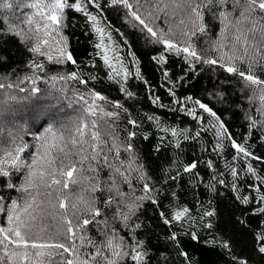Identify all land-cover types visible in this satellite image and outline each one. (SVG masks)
I'll return each instance as SVG.
<instances>
[{
    "label": "snow or ice",
    "instance_id": "obj_1",
    "mask_svg": "<svg viewBox=\"0 0 264 264\" xmlns=\"http://www.w3.org/2000/svg\"><path fill=\"white\" fill-rule=\"evenodd\" d=\"M106 7L118 12L123 10L121 18L124 24L138 32L137 38H142L146 45L162 46L152 60L162 70V77L172 84L166 90L173 97L172 104L177 107L171 110L190 116L199 125L194 134H190L187 129L165 127L159 117L149 115L147 119L165 133L159 137L161 142L171 137L167 145L179 149L181 138L197 139L203 132L211 130L214 136L209 145L212 153L220 155L226 147L225 141H228L235 150L233 160L262 159L249 150L250 146L246 147L248 137L243 144L236 141L222 116L209 102L191 95L177 96L176 81L169 79V71L164 65L168 63V56L174 54L182 57L187 65L186 72L198 75L196 66L201 65L240 77L249 90L246 99L256 113H246L249 133L259 127L261 136L258 139L264 143V78L254 71L258 65L264 66V0H104L103 4L100 0H0V14L13 13L11 17L0 15V35L15 37L31 54L26 64L28 74L14 80L0 77V136L6 132L9 141L7 147L0 148V180L10 181L13 172H24L19 185L7 182L6 187L27 194L22 204L12 199L10 204L0 207V211L6 210L7 213V227H0V247L3 249L0 264H45L38 258H51L56 254L51 250H62L58 253L63 257L59 264H128L129 261L131 264H147L148 251L144 241L138 238L143 225L137 213L145 203L161 208L159 189L132 143L137 132L128 130L126 140H121L113 131L107 133L110 142L103 139L98 130L99 121L103 120L108 128L114 129L115 121L120 119V111L117 110L126 109L89 87V79L95 80L96 77L85 76L79 70L77 60L68 49L67 37L63 35L66 10L80 13L97 36L93 47L98 51L93 55L99 56L103 62L107 79L117 83L127 97L134 95L128 90L130 79L143 82L152 92V85L141 73L128 35L110 23H102ZM209 12L218 22L219 29L216 38H210L208 48L204 49L197 45L196 38L208 35L205 17ZM169 13L173 20L179 13L180 19L165 30L156 22L161 19V14L165 19L169 18ZM113 32L118 33L123 46L128 47V54L132 57L130 64H126L119 55L122 45L113 38ZM0 60H10V56L0 51ZM45 61L52 65L72 64L78 70L50 74ZM184 80V75L179 77L180 82ZM41 82L48 88L41 89ZM45 92L49 96L53 92L58 93L57 99L66 100L67 107L79 115L70 134L65 135L66 126L52 112L43 134L35 135L38 142L36 151L31 153L28 161L22 158V153L28 150L29 145L8 125L19 110L15 105L41 98ZM149 98L153 104L165 107L159 96ZM213 99L223 101L224 94L210 93L209 100ZM106 104L116 110H109ZM204 114L211 119L206 120ZM127 124L133 129L139 127L132 118L127 120ZM144 139H148L147 134ZM159 150L157 147L156 151ZM121 152L127 154L126 158L121 156ZM200 163V158L190 161L175 175L166 174L165 181H176L184 173L189 174L193 183L203 181L198 172ZM207 167L212 174L205 186L212 196L218 200L225 194L222 189L232 193L229 197L232 205L230 215L222 216L215 206L208 208L203 204L198 205L195 214L191 208L180 204L168 211L160 210L159 222L168 229L165 234L167 241L174 247L176 255L183 258L180 264H193L188 249L199 245L220 249L228 257L227 264H258L253 260L254 256L264 260V188L250 185L255 195H242L235 182L240 178L236 166L226 164L232 182L222 178L225 173L219 171L211 159L207 161ZM243 170L264 184V177H258L250 163ZM104 172L106 177L101 175ZM85 183L87 187H83ZM74 186L80 189L78 193L73 192ZM41 195L46 198L53 218L67 226L65 239L69 244L32 239L31 229L37 210L45 211L42 208L45 201L37 200ZM172 195L175 197V193ZM104 209L112 210L111 218ZM97 217L103 219L98 220ZM252 217L258 218L255 224ZM91 224H96L102 240L96 241L84 235ZM120 228L126 231L121 234ZM237 235L245 240L239 251ZM77 238L81 241L79 246L75 243ZM84 247L90 251L82 252ZM29 249L36 251L33 253Z\"/></svg>",
    "mask_w": 264,
    "mask_h": 264
},
{
    "label": "trees",
    "instance_id": "obj_2",
    "mask_svg": "<svg viewBox=\"0 0 264 264\" xmlns=\"http://www.w3.org/2000/svg\"><path fill=\"white\" fill-rule=\"evenodd\" d=\"M103 4L104 0H100ZM143 2V0H142ZM154 2V0H153ZM18 12V10H17ZM123 10L119 12L113 8L106 7L104 9V15L101 18L102 23H110L114 28H119L124 31L129 38V42L133 53L139 61L140 70L144 78L152 85V92H149L143 82L135 79L128 81V90L133 92L132 97H127L121 92L117 83L107 79V70L103 62L99 59V56H94L98 50L93 47V43L97 41V36L92 32L90 26L85 23V17L80 13H77L71 9L66 10L65 27L63 28V35L67 37V44L69 51L72 52L74 59L77 60L80 68L79 70L88 77L95 76L96 79H89V87L96 91H99L102 95L107 97L108 101L119 102L126 110L120 111V119L115 121L114 129L108 128L103 120L99 121V131L103 139L110 142V137L107 135L109 132L119 136L121 140H126L128 130H132L138 133L133 139L132 143L135 147L137 155L143 162L148 174L152 177V182L156 184L159 189L158 199L161 203V208L157 209L155 205L145 203L144 206L137 213L140 222L143 227L139 230L138 238L144 241V246L148 251L147 264H180L182 257L176 255V251L172 244L166 239V229L159 222V211H168L176 204L184 205L193 210V214L196 213L197 207L203 204L204 207L211 208L215 206L222 216L227 217L230 215L231 203L229 197L232 193L228 190H223L224 195L219 197L218 200L212 196L208 191L205 184L212 174V170L207 167V161L211 159L217 169L225 173L224 178L228 182H232L231 177L226 164L236 166L240 171V178L235 182L238 185L242 195H255V192L249 187L250 185H256L264 188V184H260L256 178L250 177L243 170L247 163H250L255 168L258 177H264V143L258 139L261 136V129L259 127L252 129L249 133L248 120L246 119V113L249 115H256L254 108L249 105L246 99L249 90L244 87V83L238 76H229L221 69H212L208 66L197 65L199 74L195 72H186L187 65L182 57H178L174 54L168 56V63L164 65L169 71V79L176 81L177 96L183 98L185 96H193L194 98L202 99L209 102L211 106L222 116V119L226 122L230 132L234 135L238 143L243 144L245 137L247 139V146L249 150L261 157L259 160L251 159H238L233 160L235 150L230 147V143L225 141L226 147L220 155L212 153L210 151V142L214 141V136L211 130L205 131L197 139L183 140L181 138V146L179 149L173 148L167 145V140L171 137H167L165 141L161 142L159 137L165 135L160 132L157 126L147 119V116L153 115L159 117L161 125L165 127H176L178 129H187L190 134L199 128V125L190 117L186 116L182 112L172 111L177 105L172 104L173 97L170 96L166 90L167 87H172V84L168 83L162 77V70L152 60V56L158 54L162 46L145 44L143 39L139 37L138 32H133L122 20ZM0 15L13 16L12 12L2 13ZM165 19L161 14V19L156 23L159 27L167 30L170 25L178 23L180 19L179 13L176 15V19ZM205 22L208 24V35L199 36L196 38V43L200 48H208L209 39H215L216 33L219 29L218 22L213 19L212 14L209 12L206 14ZM113 38L117 43L122 45V51L119 55L124 58L126 64H130L132 57L128 54V47L123 46L122 41L118 33L113 32ZM0 51H4L10 60H0V77H8L9 79H16L29 73V69L26 67L28 60L31 58V54L27 52L24 45L15 38L7 35H0ZM215 55V53H210ZM95 64L96 67H92ZM46 70L50 74L66 73L69 71H77V67L72 64L65 65H52L45 61ZM241 67H244L241 65ZM255 74L264 78V66H257L255 68ZM184 75L185 80L179 81V77ZM188 77H191L190 79ZM227 81V82H226ZM182 83V86H180ZM164 85V87H161ZM41 89H47L48 86L41 82L39 84ZM83 87V86H81ZM222 92L224 94V100H209V94H215ZM17 95H23L17 93ZM69 95L71 93L69 92ZM58 93L53 92L51 96L45 92L41 98L30 99L23 104L15 105L19 109L12 120V123L8 125L13 132L18 133L23 137V142L29 145L28 150L22 153V158L30 161L31 153L36 151L37 141L35 135L43 134L44 127L49 123L48 116L52 113H56V119L66 126L67 131L65 135H69L71 129H73L76 117L79 115L72 108L67 107V101L63 99H57ZM150 96H159L160 103L165 107H159L153 104ZM111 109L110 105H105ZM191 106V105H189ZM58 110V111H57ZM205 115L206 120H210V117ZM129 118L135 119L139 127L132 128L127 124ZM257 119L260 117L257 116ZM148 135V139H144V135ZM20 142L19 140L17 141ZM9 141L7 134L0 136V148L7 147ZM159 147L160 150L156 151ZM204 148H208L207 151ZM2 155V151H0ZM126 153L121 152V156L126 158ZM200 158V166L198 172L203 177V181L197 180L195 183L191 181L189 174L184 173L182 176L177 177L176 181L167 180L165 176L175 175L177 170L182 171L185 164L192 160ZM24 172H13L10 181L0 180V207L10 204L12 199L18 200L21 204L27 198L26 193L18 192L15 189H9L6 187L7 182H12L19 185L22 182ZM106 177V172L101 173ZM135 183V181H134ZM138 186V185H137ZM83 187H87L85 183ZM126 187V186H124ZM139 187V186H138ZM79 188L74 186L73 192L78 193ZM44 190H42L43 192ZM172 193H175L173 197ZM35 193L33 192V195ZM99 195V193H97ZM39 201H45L42 204V208L45 211L37 210L36 220L31 229L32 239L39 238L41 241H62L65 244H69V241L65 239L66 225H63L58 218H53L51 214L52 210L46 202V198L41 195L37 197ZM212 200L213 203H209ZM115 206H113L114 208ZM105 214L111 218L112 210L104 209ZM97 219H103V217H97ZM257 217H252L253 224L256 223ZM118 223V222H117ZM0 227H7V213L0 211ZM44 229V230H42ZM126 230L120 228V233L123 234ZM86 237L100 241L102 237L97 231L96 224H91L84 232ZM75 243L79 246L81 241L79 238L75 240ZM245 243L244 238L237 235L238 251ZM247 250V249H245ZM30 252L36 250L29 249ZM56 253L51 258L45 256L41 259L45 264H59L63 258L58 253L62 250H51ZM82 252L90 251L88 247L81 249ZM189 256L192 258L193 264H227L228 257L220 249L212 250L204 247L203 245L194 246L188 249ZM3 255V249L0 247V256ZM67 256V254H63ZM33 259H37L33 256ZM254 261H258V264H264V260H259L258 257H253ZM131 264V261L128 262Z\"/></svg>",
    "mask_w": 264,
    "mask_h": 264
}]
</instances>
